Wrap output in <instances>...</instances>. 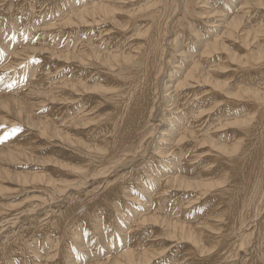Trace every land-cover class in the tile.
<instances>
[{"label":"rangeland","instance_id":"obj_1","mask_svg":"<svg viewBox=\"0 0 264 264\" xmlns=\"http://www.w3.org/2000/svg\"><path fill=\"white\" fill-rule=\"evenodd\" d=\"M188 1L192 3L190 9L194 12L190 18L211 29V34L217 33L211 26L223 32L224 20L242 13L238 8L243 0H219V3L218 0H206L205 3H200L203 0H173L175 15L182 16L180 9ZM155 2L157 0H0V140L3 141L0 142V264H264V225L261 226L264 202L243 223V228L238 225L231 227L227 214L231 207L242 200L237 195H243L247 189L243 183L235 188L231 179L239 176L236 169L242 167L241 162L238 164L234 159L240 158L253 139L251 133H246L243 121L235 122L244 113L239 104L243 99L232 98L238 104L232 105L233 108L226 106L227 99L219 101L220 105L224 102L222 106L225 107L221 113L212 114L213 126L222 120L225 127L214 129L212 135L216 141L210 140L204 145L201 161L195 162L194 159L195 172L188 169L187 175H184L182 165L173 162L174 169H170L171 173L166 177L180 174L187 180L202 182L199 186L195 184L189 189L180 186L179 189L178 186L173 188L167 185L170 188L163 192L162 188H166L164 181L163 186L157 182L168 172L164 169L165 163H162L175 160V155L167 159L169 155L162 157L153 154L160 145L159 141H163L162 132L170 128L167 117L176 122L180 114L176 113V108L168 106L171 105L168 101H173L170 94L175 97L173 87L158 103L160 108L155 114L156 119L144 132L146 134L156 126L153 134L147 136L148 151L145 154L139 152L131 161L116 164L113 166L114 172L111 170L110 174L107 173V176L110 175L108 177L98 174L99 171H92L103 159L109 161L108 157H112L108 155L110 151L98 154V149H108L109 144L104 141H109L112 133L105 123L113 112L112 102L103 91L108 89L102 85L106 73L101 77L99 75L102 71L124 70V63L118 59L117 62H106L100 58H90L93 56L90 48L106 53L110 42L118 48L122 47L116 37L118 25L126 21L127 24L131 23L135 17L146 16V5ZM90 4L112 5L113 12L106 16L107 19L102 17L96 20L95 24L83 23L74 13ZM252 4L246 7L249 11L246 16L248 29L245 30L246 34H242L246 39H232L231 52L234 54L231 55L235 57L234 61L230 63L222 59V52L216 64L221 60L227 63L217 64L218 67L230 65L229 72L235 80L234 89L242 83L239 86L241 89L245 86L248 89L244 91L248 94L258 95L264 91V26L254 27L249 22L256 13ZM262 9H259L260 12L257 10L260 15H254V18L259 17L255 24L264 18V7ZM69 13L78 21H74L75 26L69 22L72 21ZM179 24L175 22L173 28ZM143 26L139 24L137 30L136 25H131L137 30V35ZM129 32L130 36L136 33ZM182 37L185 36L180 34L178 43H175V36L170 37L173 51H182ZM137 39L135 44L141 42V39ZM132 42L124 45L128 48ZM200 50L199 47L189 49V53L198 56ZM173 59L178 61V56ZM42 70L46 75H40ZM220 73L223 77L225 71ZM72 75L90 84L86 88H78L81 93L77 88V92H70L73 89L67 87L65 82H71ZM224 77L220 82L226 81L227 75ZM107 81L110 82L108 78ZM171 81L169 84L173 86ZM234 89L232 92H235ZM178 90L183 96L184 86ZM70 93H74L73 98H70ZM180 95L177 94L174 100L179 101L175 106L182 104L184 98L180 99ZM84 100L86 104L82 102ZM250 108L247 105V109ZM14 128L20 130L13 134ZM6 135L7 139H3ZM174 138L172 135L169 137L170 141ZM171 144L165 141L167 148L172 147ZM185 146L180 145L176 150L183 151ZM188 151L193 154L192 150ZM205 162L212 170L201 177L197 166L202 168ZM233 170H236V175H233ZM121 176L125 181L123 195L120 196L117 186L116 197L110 199L108 193L106 200L99 198L104 191V182H112ZM154 177L157 183L153 181ZM150 181H153V187L149 185ZM81 196L82 200L87 197L89 202L99 196L97 199L102 202L97 201L95 207L88 205L85 211L87 203L86 207L80 209L83 216H75L67 224H59V214L68 208L71 200L75 202ZM111 201L113 204L109 203ZM89 209L93 214L84 216ZM247 217L245 215L243 219ZM203 220H209L210 225L204 224ZM176 223H183L184 229L173 225ZM196 226L203 231L205 227L210 230L207 229L209 231L204 235L189 230L193 227L198 231ZM58 237L59 243L56 241ZM144 242L146 245L140 246ZM132 247L136 249L134 257H117L120 252ZM141 252L144 258L149 257L147 261L138 258ZM129 259L133 262H128Z\"/></svg>","mask_w":264,"mask_h":264},{"label":"bare ground","instance_id":"obj_2","mask_svg":"<svg viewBox=\"0 0 264 264\" xmlns=\"http://www.w3.org/2000/svg\"><path fill=\"white\" fill-rule=\"evenodd\" d=\"M83 1H86V0H83ZM205 1L206 0H203L200 3H205ZM229 1L230 0H228V2ZM172 2L173 0H157V2L153 4L146 5V9H145L146 11L144 10L145 11L144 13H146V16L135 17L136 19L128 24H127V21L126 23L124 22L125 24L120 23L117 28L118 31L116 33V37L118 38V41L120 42V44L124 46V49L122 48L123 46L118 48L116 45L110 42L107 46V49H105L106 53L104 52L105 53L104 54L88 46L90 48L91 54L93 55V56H90V58L92 57L96 59L100 58L101 60L106 61V62L107 61L110 62V60L117 62L116 60L118 59L119 61L124 63V70L102 71L101 74L99 75L101 77L102 75H104V73H106L105 74L106 77L103 78L102 85L104 86V88L106 87L108 89H103V91L107 93L106 94L107 98L112 102L113 112H112V115L110 116L111 122H109L110 120L109 121L107 120V122L105 123L107 125L106 128H108L109 126L111 128L110 133H112L109 141H104V143L109 144L108 149L100 148L98 149V154H102L106 151H110L108 155L112 157L110 158L108 157L109 161L103 159L101 161L102 162L101 164L98 163L96 167L92 168V171H97V172L99 171L98 174L105 175V177H108L110 175L107 176V173H109V171L111 170L112 172H114L113 166H115L116 164H122L124 161H131L133 158H135L138 155L139 152L141 153L143 152V154H145L148 151L149 145L147 143V136L153 134L154 132L153 130L155 129L156 126H153L152 129L146 132V134L144 132L147 129V127L150 126L151 124L150 122L156 119L155 114H157V110L160 108L158 103L162 100V98L164 97V94L167 92H170L171 87H173L175 97L174 95L170 94V97L173 101H168L171 104L168 106H173L177 110L176 113L180 112V114L177 115L176 122H173V120L170 119L169 116L167 117L168 120L170 121L169 123L170 128L162 132L161 138L163 141H159L160 145L154 149L153 154H156L158 156L161 155L162 157L169 155L166 157L167 159H170L169 158L170 156L175 155L174 158L175 160L177 159V162L171 159H170L171 161L170 160L164 161L162 164L165 163L166 166L164 169H166L168 172H165L164 176L161 177L162 179L160 181L159 179H157V182L159 185L163 186L162 182L164 181L166 188L164 189L162 188L163 192L166 191L165 189H169L172 186L173 188L174 187L176 188L177 186L179 188L181 186L182 189L183 188H186V189L193 188L195 184L199 186L202 182H199L196 180L195 181L187 180L186 177L180 174L179 175L174 174V176H172L173 175L172 174L171 175L172 177L170 178H166V177L169 176V173H171L170 169L172 170V168L174 167L173 162L176 163V165L178 166L182 165V167L184 168L183 170L184 175H187L188 169L195 172V169L197 168L196 166H193V164H195L193 163L194 159L196 160L195 162L201 161L203 157L201 155H203L204 154L203 152L205 151L204 145L210 140L216 141L215 136L212 135L213 134L212 132L214 131V129L225 127L223 125L224 121L222 120L218 122L215 126H213L214 121H213L212 114L221 113L225 107V106L224 107L222 106L224 102L223 104L220 105L219 101L221 100L224 101V99H227L228 103L226 106L230 105L233 108L232 105H236L237 101L235 102L231 100L232 98L235 97V100L243 99L242 101L239 102V104H241V106L243 107L244 113L240 114L239 115L240 117L235 119L236 120L235 122L243 121V125L246 128L245 130L246 133H251L253 135L252 136L253 139H252L251 146L248 149H246L243 152V154H241L240 158L234 159V161L238 162V164L241 162L240 166L242 167L240 170L236 169L238 170V173H240L239 176L236 177L235 179L234 178H231V179L233 180L232 182L235 188L242 185L243 183L244 187L247 186V189L243 195H241V193L237 195L238 197H241L242 200L239 201L234 207H231L227 211V214L229 216L228 219L229 221H231L230 226L231 227L236 226V225L242 226L244 225L243 223H245L247 219L251 217V214L253 213L255 214L256 209L258 210V207L262 205L264 202V91L258 95H256V93L255 94L251 93L252 95L248 94L246 91H244V90H247L248 88L245 89V86H244L243 87L244 89H241L239 87L240 85L241 86L243 85L242 83H240L239 85L237 84L234 89L233 85H234L235 80H233L232 78L233 74L229 72L230 65L225 64L223 67H220V66L218 67L217 64H223L227 62L222 63L221 60H219L217 64L216 62L218 61L219 54H221L222 52L224 53L222 54L223 56L222 59L224 58L225 60H228V62L230 63H232L231 62L232 60L234 61L235 57L234 56H233L234 58L232 57L234 53L232 54L231 52V47H232L231 44H233L232 39L234 40H237L238 38L241 40L246 39L242 34H246L247 32H245V30L246 28L248 29L246 25V21H247L246 16L249 13L248 9L246 10V7L248 5H251L252 3H254L252 5L255 6L254 9L256 10L255 14H253L252 16L250 15L251 17L249 19V22H252L253 26L255 25L254 27L264 26V24H262L264 22V18L258 24H255V23H257V19H259V17L254 18V15H260L259 9H262L264 7V0H243V2L241 3V6L238 8L240 9V11H242V13L240 15L238 13V15L234 18H230V19L226 18L224 20L225 24L223 25L224 26L223 28L225 29L223 32L218 31V27L211 26V28L213 27V31L217 32L214 34H211V31H212L211 29L204 27L202 24L194 22L190 18L194 15V12L191 11L190 9V4H192L191 2L188 1L187 5L183 6L182 7L183 9L182 8L180 9V12H181L180 14H182L181 17L177 16V14L175 15L174 8L176 6L175 5L172 6L175 3V2L174 3ZM218 3H219V0H218ZM223 4H225L227 7H230L228 6L227 3H223ZM86 6L84 7L82 6L79 10H76V12L74 11L75 17L84 21L83 23L94 22L95 24L96 20L102 17L106 18V16L110 15V13L113 12L112 11L113 8H111L112 5L106 4V6H103L101 4H96V5L90 4ZM257 10H259V12ZM70 15H71L72 21L69 20V22L70 23L72 22L73 24L76 19L73 18L72 14ZM75 22L78 23V21H75ZM175 22L180 23L177 26V28H173ZM132 24L137 26L136 28L137 30H138L139 24L140 26L144 25L143 30H141L139 34L137 35V30L131 27ZM73 25L72 27L75 26ZM130 30L132 31V33L134 32L136 33L130 36L131 34V32H129ZM256 32H258V29ZM180 34H182V36L183 35L185 36V37H182L184 40L182 51H179V50L173 51L171 44L169 43V39L173 35L175 36V43L176 42L178 43L179 41L178 37L180 36ZM137 38L141 39V42L138 44H135V42H137L138 40ZM84 39H85V36H84ZM128 41H133V42L130 43L129 45L131 46L127 48L126 45L124 44L128 43ZM103 42L104 41L100 43L102 44ZM170 42H172V40ZM87 44L89 43L87 42ZM96 44L95 46H98ZM197 47L201 49L200 54L198 56L196 55V53H189V49L191 50ZM76 54L77 53L75 52V55ZM176 55L178 56V61L177 60L175 61L173 59V57H175ZM173 61H175V63H173ZM121 62L120 64H122ZM223 70L225 71L224 75L225 74L227 75V79L224 82H220V80H222L224 77V75L222 77L220 73ZM92 73L94 72H91V74ZM40 75H46V74H44L42 70L40 72ZM76 77L78 76L76 75ZM76 77H73L72 75L73 79L72 78H71L72 80L68 79L71 82H65L67 87L73 89V90H70V92L74 91L76 88L77 89L83 88V87L86 88L89 83V81H87L88 82L87 84L84 80L79 81L76 79ZM80 78L83 79L82 77ZM87 78L89 77H85V79ZM107 78L110 80V82L107 81ZM168 79L172 80L171 82L173 83V86L169 84ZM175 82H176V85H174ZM63 86H65L64 83H63ZM182 86H184V90H185V92L183 93V96L182 94L180 95V90H178ZM233 89L235 90V92L234 91L232 92ZM78 90H75V91L77 92ZM85 91L87 90L85 89ZM63 92L64 91L62 90L61 93ZM177 94L180 95L181 97V98L179 97L180 99H183V98L184 99L182 101V104L175 106L179 102V101L174 102ZM76 96L77 95H75V97ZM71 97L73 98L74 96L72 95L70 96V98ZM63 99L65 98L63 97ZM102 99H105V98H102ZM244 100H253V101L246 103ZM85 101L86 100L82 102L84 103ZM66 102L67 101H65V103ZM247 105L251 106L249 110L247 109ZM74 107L76 106L74 105ZM88 112H89V109H88ZM182 112L184 113L182 114ZM85 119H88V118H85ZM209 122L210 124L208 128L204 130ZM73 124H77V122ZM47 128H48V125H47ZM171 130L174 131L172 132V134L170 133ZM104 131H106L105 128H104ZM171 135L172 137H175V138L171 139L170 141L169 137ZM165 141L172 142L171 144L172 147L167 148V145H165ZM214 141H212V143ZM101 144L104 145L103 141H101ZM180 145H186L183 151L176 150V148ZM188 150H192L193 154L190 153ZM190 154L192 155L186 159L185 156L190 155ZM136 166H137V163H136ZM197 167L200 169L199 172L201 174V177H205V175L212 170L210 167L206 166V162L203 164L202 168H200V166H197ZM136 170L137 169H135V171ZM236 170H233V175L237 174L235 173ZM134 178L133 180H135ZM153 179H154L153 181H155V177ZM153 181H150L151 183H149L151 187H153ZM123 182L125 181L123 180L122 176L117 177V179H115L112 182L105 181L103 184L105 185V187H104V191L102 192V196L101 197L96 196L93 199V201H90V202L87 201V197L86 198L84 197V200H82V196L79 197L75 202L71 200L68 208L64 212H61L60 213L61 215L59 214V217H58V219H60L59 224L60 223L64 224L65 222H66L65 224H67L69 220H74L72 218H74L75 216L80 217L82 215V214L80 215V212H81L80 209L83 206L86 207L87 203L88 204H87V207L85 208V211L86 209H88V205H90L91 207H95L96 205H98L97 203L101 201L100 199H97L98 197L101 199L102 198L105 199V196L108 193H109L108 197L110 199L113 197H116V195H118L116 193L117 186H119V188L117 189L119 190L118 193H120V196H122L125 191ZM167 185H170V187ZM71 189L72 188H70V190ZM234 189L233 190L231 189V190L234 191ZM109 203L113 204L112 201ZM244 205L245 206L247 205V206L244 207ZM89 210L91 214L89 213ZM89 210H87L86 214L83 212L84 216L88 214L89 215L93 214L91 209ZM184 210L187 211V209H184ZM245 215H248V217L244 220L243 218ZM210 221L212 222L214 220H210ZM51 222L53 223V220ZM203 223L207 224L208 226L210 225L209 220H203ZM173 225H175L176 227L182 226L181 229H184V226H185L183 223H181V225H178V223L173 224ZM262 225H264V219L262 220L261 226ZM175 226H173V229H176ZM61 227L62 225L59 227V229H61ZM200 227L202 226L200 225ZM200 227H197L198 231H196L193 227H190L189 230H194L193 231L194 233H200V235L210 230L209 228L205 227L204 229L205 231H203L200 229ZM202 237L204 236H200V238ZM59 239L60 237L57 238L56 240L57 243H59ZM144 243L140 246H145L146 243L145 244ZM3 246L5 248V245ZM135 251L136 249L134 250L132 247L123 253L120 252L117 257L118 258L119 256L134 257ZM145 251L146 250L143 249V252ZM143 252L140 253L141 256H139L138 258L142 261L144 259H146L145 261H147L149 257L144 258L145 256H143L144 255ZM127 261L130 263L133 262L132 259H129ZM119 263H114V264H119Z\"/></svg>","mask_w":264,"mask_h":264},{"label":"snow or ice","instance_id":"obj_3","mask_svg":"<svg viewBox=\"0 0 264 264\" xmlns=\"http://www.w3.org/2000/svg\"><path fill=\"white\" fill-rule=\"evenodd\" d=\"M19 130H20L19 128H14V129L12 130V132H13V134H14L15 132H17V131H19ZM3 139H7V135H6ZM0 142H3V141L0 140Z\"/></svg>","mask_w":264,"mask_h":264}]
</instances>
